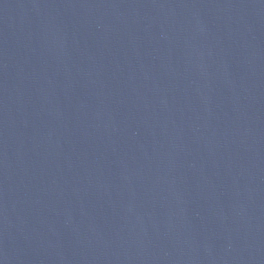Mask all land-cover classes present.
Returning a JSON list of instances; mask_svg holds the SVG:
<instances>
[{
    "label": "water",
    "instance_id": "1",
    "mask_svg": "<svg viewBox=\"0 0 264 264\" xmlns=\"http://www.w3.org/2000/svg\"><path fill=\"white\" fill-rule=\"evenodd\" d=\"M0 264H264V0H0Z\"/></svg>",
    "mask_w": 264,
    "mask_h": 264
}]
</instances>
